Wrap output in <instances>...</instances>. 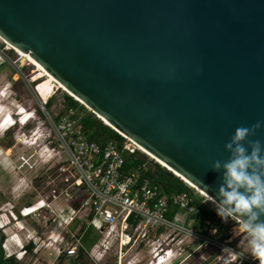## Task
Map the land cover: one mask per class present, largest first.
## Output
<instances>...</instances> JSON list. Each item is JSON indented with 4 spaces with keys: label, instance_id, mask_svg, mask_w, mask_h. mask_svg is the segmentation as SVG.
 <instances>
[{
    "label": "water",
    "instance_id": "obj_1",
    "mask_svg": "<svg viewBox=\"0 0 264 264\" xmlns=\"http://www.w3.org/2000/svg\"><path fill=\"white\" fill-rule=\"evenodd\" d=\"M0 38L214 201L234 130L264 147V0H0Z\"/></svg>",
    "mask_w": 264,
    "mask_h": 264
},
{
    "label": "built area",
    "instance_id": "obj_2",
    "mask_svg": "<svg viewBox=\"0 0 264 264\" xmlns=\"http://www.w3.org/2000/svg\"><path fill=\"white\" fill-rule=\"evenodd\" d=\"M11 49L13 48L6 46L4 50H0V66L6 62L7 50ZM39 84L38 81L35 90L40 97L37 90ZM49 98L45 102L41 100L38 109H27L19 105L15 114L8 113L3 117L1 125L12 129L11 127L19 123L23 127L38 124L37 128H41L43 121L39 110L46 111ZM49 125L48 131L43 134V145L38 144V147L58 163V182L56 178H52L46 183L43 182L44 184L41 182L36 185L34 179L31 188L38 194L37 200L26 204L19 213L11 210L7 223L3 222V216L0 214V229L5 230L7 226L13 228L14 224L22 223L23 228L29 230L27 221H32L42 232L49 231L50 237L56 236L58 257L74 258L80 247L85 248L81 238L86 230L91 228L102 237L86 249L90 264L98 262L99 250L102 247L115 245L118 248L117 261L122 262L130 248L147 244L152 247L157 244L153 251L154 256L158 257V263H165L175 257L177 260L171 261V264H186L189 257L181 258L185 248H180L182 252L174 250V238L171 235L178 220H183V223L194 221L191 216L196 212V206L192 203L191 194L164 193L160 185L145 174L149 162H142L127 169L128 158L132 160L134 157L138 160V153L143 151L127 138L121 147L113 141L104 144L91 141L82 129L80 121L72 118L71 114L62 115ZM31 129L30 133H24V136L34 138L26 140L33 145L37 143L38 138L34 137L36 130ZM202 202L206 204L204 200ZM174 208L177 211L173 218L169 219L167 214ZM22 226L17 227L20 229ZM164 231H170L165 244L163 240H155L157 234L161 238ZM31 233L32 231H28L25 240L17 237L16 231L10 233L8 246H4V249L8 251L16 241L19 253L25 255L29 251V245H32L31 250L34 252L38 245L37 239L40 242L43 239L39 233L37 238ZM192 233L195 238L206 244L207 235L199 233L196 229ZM209 233L212 240L219 242L216 231L211 230ZM160 253L166 256H160ZM13 255L18 259L23 258V255L14 254L13 250L6 254L7 257ZM218 261L224 263L223 253Z\"/></svg>",
    "mask_w": 264,
    "mask_h": 264
},
{
    "label": "rangeland",
    "instance_id": "obj_3",
    "mask_svg": "<svg viewBox=\"0 0 264 264\" xmlns=\"http://www.w3.org/2000/svg\"><path fill=\"white\" fill-rule=\"evenodd\" d=\"M6 46L8 45L0 39V50H4ZM34 68V65L24 60L15 49L7 50V60L0 66V125L3 117L8 113L15 114L19 105L27 109L39 108L41 99L35 90V85L39 80L32 79ZM65 96L71 95L64 89H56L49 98L51 102L49 108L46 109V111L39 110V114L42 117L41 120L43 121V125L39 129L37 128L39 127L38 124H34L30 127H23L19 123L11 127L12 129L9 131H5L7 128L0 126V214L3 216L4 223H7L8 218H10L9 213L11 210L19 213L26 204L37 200L36 197L38 194H36L35 190L32 191L31 188V183L34 179H36V185H39L41 182L46 183L48 180H52V178L57 179L58 177V163L55 159L51 158L50 154L41 150L38 144L40 146L43 145V140L45 138L43 134L48 131L51 121H55L65 114L72 115L75 113L77 116H81V114L75 110L68 109L65 103ZM71 97L75 99V97ZM85 108L89 110L86 106ZM31 128L36 130V134L34 135L35 139L38 138L37 143L33 145H30L26 141L32 138L24 136V133L27 135L30 133ZM140 152L147 155L149 162L153 161L159 163L144 151ZM184 182L215 211V202L205 197L186 181ZM27 222L31 225V227H28L29 230L23 228L22 223H16L17 226H22V229H18L15 224L13 228L7 226L4 228L5 230L0 229V235L3 234L5 236L2 243L5 254L13 250L14 254L19 256L23 255V253H19V249H16L18 243H15L16 241H14L13 247L9 246L10 249L8 251L4 249V246H8L7 240L10 233L16 231V236L25 240V235L28 231H32L31 234L36 235V238L38 233L42 235L41 238L43 240L40 242L37 239L38 245L35 251H27L22 259H18V257L14 255L15 259H17L20 264H70V260H67L70 258L58 257L56 250V242L58 243V241L55 240L56 236H54V238L50 237L51 232H42L32 221L28 220ZM224 223L231 224L229 238L224 243H220L212 240V235L209 234L206 237L207 242L204 245L202 240L193 236L192 232L195 229L197 230L194 223L188 221L183 223V220H178L176 222L177 227L175 226L176 229L171 235V237L174 238V250L181 251L180 248H185V252L181 258L189 257L186 264H224L218 261L219 256L222 254L220 247L228 246L239 256L233 264H259L258 260L249 255L248 237L246 233L241 231V222L231 217ZM95 234L98 235V240L96 241L98 242L102 235L98 232H95ZM169 234L170 231H164L161 238L159 234H157L155 240H163L162 242L165 244L168 241L167 238ZM156 245L157 244L153 247ZM153 247L150 244L134 246L126 252L122 262H118L119 260L117 261L118 248H116L115 245L109 248L102 247L101 250H99L98 262L94 264H171V261L174 262L177 260L175 257L171 256L172 258L169 261L158 263V257L154 256L155 251H153ZM160 256L166 255L160 253Z\"/></svg>",
    "mask_w": 264,
    "mask_h": 264
},
{
    "label": "clouds",
    "instance_id": "obj_4",
    "mask_svg": "<svg viewBox=\"0 0 264 264\" xmlns=\"http://www.w3.org/2000/svg\"><path fill=\"white\" fill-rule=\"evenodd\" d=\"M259 127V122L250 128L237 127L224 144L229 159L223 164L213 161L212 168L222 169L216 214L224 222L233 216L240 218L241 231L248 237L249 255L264 264V147L259 140L247 142L250 150L241 143ZM9 130L10 127L5 131ZM221 253L224 264H233L238 255L228 247H223Z\"/></svg>",
    "mask_w": 264,
    "mask_h": 264
},
{
    "label": "trees",
    "instance_id": "obj_5",
    "mask_svg": "<svg viewBox=\"0 0 264 264\" xmlns=\"http://www.w3.org/2000/svg\"><path fill=\"white\" fill-rule=\"evenodd\" d=\"M65 103L68 109L75 110L80 113L81 116H77L75 113L71 115L72 118L78 119L81 123L82 129L85 131L87 137L91 141H95L104 144L108 141H113L120 147L125 142V138L117 131L106 125L101 119H99L93 112L87 110L77 100L71 96H65ZM51 102L50 99L46 104V109L49 108ZM138 160L128 158L129 164H126V168L136 166L142 162H149L147 155L142 152L138 153ZM149 168L146 171V175L153 178L158 183L166 194H175L180 192H187L191 194L192 203L196 206V212L191 216L194 219L193 223L197 228V231L204 235H209V231H216L218 241L224 243L229 238V231L231 224H226L221 218L212 210L208 205L202 202V198L193 192V190L178 176L171 171L166 170L161 164L157 162H149ZM177 209H172L167 217L172 219ZM95 230L87 229L83 234L81 240L85 248L80 247L76 257L70 258V264H90L87 257L86 249H89L97 240L98 235L95 234ZM5 236L0 235V264H20L14 255L7 257L2 243ZM28 250L32 249V245L27 246ZM64 257L65 256H61ZM67 258V257H66Z\"/></svg>",
    "mask_w": 264,
    "mask_h": 264
},
{
    "label": "bare ground",
    "instance_id": "obj_6",
    "mask_svg": "<svg viewBox=\"0 0 264 264\" xmlns=\"http://www.w3.org/2000/svg\"><path fill=\"white\" fill-rule=\"evenodd\" d=\"M0 39H2V38H0ZM2 41H4V40L2 39ZM6 44H8V47L15 49V51L17 53H19V55H21L24 60H27V61L31 62L34 65L35 68L33 70V78L32 79L33 80H39V82H40V84L37 87V90H39V92H40V98H41V100L43 102H45L49 97H51L53 95V93L55 92L56 89H60L61 88V89L66 90L56 79H54L51 75H49L48 73H46V71L39 64H37L35 61H33L31 58H29L26 54L22 53L21 51H19L16 48H14L9 43H6ZM187 183L190 184L191 186H193L196 190H198L201 194H203L205 197H207L208 199H210L212 202H215L212 198H210L203 191H201L200 189L196 188L191 183H189V182H187Z\"/></svg>",
    "mask_w": 264,
    "mask_h": 264
},
{
    "label": "crops",
    "instance_id": "obj_7",
    "mask_svg": "<svg viewBox=\"0 0 264 264\" xmlns=\"http://www.w3.org/2000/svg\"><path fill=\"white\" fill-rule=\"evenodd\" d=\"M27 226H28V227H31V225H30V224H28ZM20 229H21V228H20Z\"/></svg>",
    "mask_w": 264,
    "mask_h": 264
}]
</instances>
